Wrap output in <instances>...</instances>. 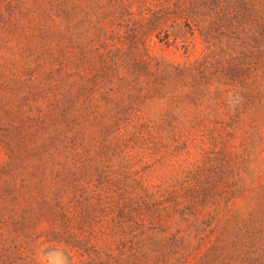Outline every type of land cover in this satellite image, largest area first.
<instances>
[{"label": "trees", "instance_id": "1", "mask_svg": "<svg viewBox=\"0 0 264 264\" xmlns=\"http://www.w3.org/2000/svg\"><path fill=\"white\" fill-rule=\"evenodd\" d=\"M263 130L264 0H0V264H264Z\"/></svg>", "mask_w": 264, "mask_h": 264}, {"label": "rangeland", "instance_id": "2", "mask_svg": "<svg viewBox=\"0 0 264 264\" xmlns=\"http://www.w3.org/2000/svg\"><path fill=\"white\" fill-rule=\"evenodd\" d=\"M193 43L194 46H192L188 54H185L184 50H177L175 47L168 48L162 45H158L154 52L156 54H164L172 61L183 62L189 59L192 60L199 58L203 50V45L199 39L194 40ZM262 159L264 162V152L262 154ZM31 253L34 254L32 258L35 259L36 264H81L80 258L75 252L71 253V259H66L60 251L57 252L53 249H47V246L41 248L38 246L33 247Z\"/></svg>", "mask_w": 264, "mask_h": 264}]
</instances>
